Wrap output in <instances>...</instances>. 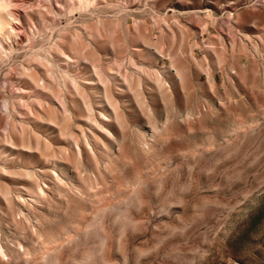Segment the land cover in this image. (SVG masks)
<instances>
[{"label":"rangeland","instance_id":"rangeland-1","mask_svg":"<svg viewBox=\"0 0 264 264\" xmlns=\"http://www.w3.org/2000/svg\"><path fill=\"white\" fill-rule=\"evenodd\" d=\"M0 15V264H264V0Z\"/></svg>","mask_w":264,"mask_h":264},{"label":"bare ground","instance_id":"bare-ground-1","mask_svg":"<svg viewBox=\"0 0 264 264\" xmlns=\"http://www.w3.org/2000/svg\"><path fill=\"white\" fill-rule=\"evenodd\" d=\"M16 15V14H15ZM7 28V23L3 20V18L0 15V32Z\"/></svg>","mask_w":264,"mask_h":264}]
</instances>
